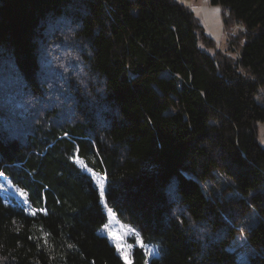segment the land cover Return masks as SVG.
<instances>
[{"label": "trees", "instance_id": "obj_1", "mask_svg": "<svg viewBox=\"0 0 264 264\" xmlns=\"http://www.w3.org/2000/svg\"><path fill=\"white\" fill-rule=\"evenodd\" d=\"M210 1L234 57L176 0H0V173L37 210L0 195V264H124L76 158L148 264H264V0Z\"/></svg>", "mask_w": 264, "mask_h": 264}, {"label": "rangeland", "instance_id": "obj_2", "mask_svg": "<svg viewBox=\"0 0 264 264\" xmlns=\"http://www.w3.org/2000/svg\"><path fill=\"white\" fill-rule=\"evenodd\" d=\"M180 4L186 6L192 11L197 21L202 26L204 34L210 38L213 48L205 49L212 53V49H218L237 55L236 45L232 42V37L237 34L240 25L236 23L224 24V18L228 15L227 9L219 4H213L210 0H176ZM199 46L204 48L200 43ZM256 101L264 106V86L260 87ZM257 141L264 145V122L257 125ZM75 159V158H74ZM80 166L92 178L99 192V202L106 216L105 223L99 226L97 233L104 236L108 242L114 247V251L120 256L124 264H133V254L136 250L141 252L143 264L153 256L159 254V246L157 242L146 241L141 237L136 227L120 221L115 211L108 207L105 200L106 180L98 172L84 166L82 161H77ZM9 179L0 173V195L2 199L9 204L22 207L28 214L33 215L36 209L29 205L27 195L23 190L14 186ZM103 194V195H102Z\"/></svg>", "mask_w": 264, "mask_h": 264}, {"label": "snow or ice", "instance_id": "obj_3", "mask_svg": "<svg viewBox=\"0 0 264 264\" xmlns=\"http://www.w3.org/2000/svg\"><path fill=\"white\" fill-rule=\"evenodd\" d=\"M103 195V194H102Z\"/></svg>", "mask_w": 264, "mask_h": 264}]
</instances>
